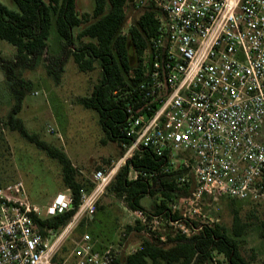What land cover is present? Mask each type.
Instances as JSON below:
<instances>
[{
	"label": "built area",
	"instance_id": "1",
	"mask_svg": "<svg viewBox=\"0 0 264 264\" xmlns=\"http://www.w3.org/2000/svg\"><path fill=\"white\" fill-rule=\"evenodd\" d=\"M129 11L157 10V31L140 66V80L125 87L128 141L119 162L92 175L75 207L71 189L58 192L44 208L31 203L22 181L0 189V264H113L118 248H99L84 234L59 259L75 228L97 212L116 174L140 149L164 160L160 168H135L128 179L153 183L172 176L191 194L177 205L181 221L131 211L147 231L169 228L186 237L191 221L219 219L204 209L221 197L264 201V0H127ZM54 128L49 126L48 132ZM210 199L212 203H206ZM184 207V208H183ZM214 208V207H213ZM75 210L60 229L38 220ZM165 241L164 235L160 237ZM134 249L132 252H134ZM212 264H219L216 257Z\"/></svg>",
	"mask_w": 264,
	"mask_h": 264
},
{
	"label": "trees",
	"instance_id": "2",
	"mask_svg": "<svg viewBox=\"0 0 264 264\" xmlns=\"http://www.w3.org/2000/svg\"><path fill=\"white\" fill-rule=\"evenodd\" d=\"M12 1L17 5V10H11L0 2V39L17 50L14 60L0 57V67L13 99L8 126L59 161L62 165L64 189L73 191L76 207L79 190L82 187L90 190L92 183L89 187L81 183L67 154L30 133L17 117L28 90L32 87L31 81L22 77L21 70L36 67L45 58L48 74L59 82L69 58L83 72L92 70L94 62H99L101 80L89 96L79 98V103L97 113L99 123L109 140L119 141L124 150L123 145L128 143L121 132L127 118L123 104L125 87L140 80L142 60L148 51L150 39L157 31V10L154 6L143 9L124 33L130 13L127 0H94L91 12H80L77 0ZM54 23L63 39L62 50L58 56H47V40ZM77 28H80V32L76 37ZM76 38L82 42L81 45L76 44ZM132 55L135 57L134 65L131 64ZM129 164L140 169H155L160 168L164 160L151 151L140 149L115 177L111 187L114 192L124 196L132 210L142 209L149 217L164 216L169 220L181 221V210L174 201L190 196V189L178 185L172 176L153 183L144 179L130 181ZM156 195L160 200L154 202L151 210L146 209L142 199ZM74 213L73 209L37 222L41 231L46 234L47 228L60 230ZM234 223V237L218 222L208 225L191 221L190 226L194 232L190 237L169 228L165 231L156 230L148 236H144L142 232L136 250L126 255L119 252L113 264H212L214 257L219 264H253L242 256L235 238L243 234L246 225L240 222L237 215ZM136 227L139 231L145 228L139 221ZM129 231L131 227H127V232ZM162 235L165 236V241H161ZM99 248H103L102 245ZM218 256H222L223 260ZM260 264H264V260Z\"/></svg>",
	"mask_w": 264,
	"mask_h": 264
},
{
	"label": "rangeland",
	"instance_id": "3",
	"mask_svg": "<svg viewBox=\"0 0 264 264\" xmlns=\"http://www.w3.org/2000/svg\"><path fill=\"white\" fill-rule=\"evenodd\" d=\"M0 2L11 10L18 9L12 0ZM93 6L94 0H77L80 12H91ZM138 15L139 13L132 11L129 13L124 33ZM79 32L80 28H77L76 37ZM62 42L63 39L54 23L47 40V56L60 55ZM76 44L81 45L82 42L76 38ZM16 51L14 46L0 39V57L14 60ZM130 58L131 64L134 65V55ZM21 75L31 81L32 87L28 90L17 117L23 121L30 133L36 134L42 141L67 154L81 183L89 187L95 171H107L119 162L124 152L121 143L109 140L99 123L97 113L79 103V98L89 96L101 80L102 70L99 62H94L92 70L83 72L73 59L69 58L60 81L56 82L48 74L45 58H42L36 67L22 69ZM12 107V95L0 67V189L22 181L28 200L44 208L58 192L64 190L62 165L8 126V115ZM49 126L54 128L53 132H48ZM114 180L98 201L95 215L78 225L63 244L59 259L67 257L75 242L84 234H89L102 247L117 248L120 245L118 249L122 255L129 254L138 247L142 232L144 236L150 235L146 233V228L139 231L136 227L137 220L132 215L133 210L129 208L126 199L117 195L111 188ZM182 199L174 202L182 205ZM159 200L157 195L147 196L142 199V203L146 209L151 210L154 202ZM206 203L212 201L208 199ZM203 213L205 216L219 219L218 223L224 225L232 237L235 236L234 218L237 215L240 222L246 225L243 234L235 237L242 256L253 264H260L264 260V201L251 203L221 197L217 203L213 202L212 207L204 209ZM203 220L199 218L197 222ZM127 227H131V231L127 232ZM165 230L167 229H161ZM218 258L223 260L222 256Z\"/></svg>",
	"mask_w": 264,
	"mask_h": 264
}]
</instances>
